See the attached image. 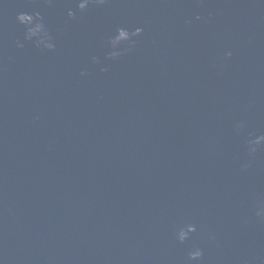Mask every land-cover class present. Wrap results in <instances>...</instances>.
Wrapping results in <instances>:
<instances>
[{
	"label": "water",
	"instance_id": "obj_1",
	"mask_svg": "<svg viewBox=\"0 0 264 264\" xmlns=\"http://www.w3.org/2000/svg\"><path fill=\"white\" fill-rule=\"evenodd\" d=\"M69 7L0 3V264H185L193 245L202 264H264V151L245 149L264 132V0ZM34 9L52 51L16 47ZM117 26L143 32L104 60Z\"/></svg>",
	"mask_w": 264,
	"mask_h": 264
},
{
	"label": "clouds",
	"instance_id": "obj_2",
	"mask_svg": "<svg viewBox=\"0 0 264 264\" xmlns=\"http://www.w3.org/2000/svg\"><path fill=\"white\" fill-rule=\"evenodd\" d=\"M2 3V0H0ZM46 5H50L52 0H44ZM106 0H76V11L71 7L67 9V18L74 20L78 14H84L93 5H102ZM196 19H200L199 16ZM15 21L22 26V38H18L15 42L17 48H24L25 43H30L40 51H52L56 47V39L53 36L45 18L40 11H18L15 14ZM143 28L140 26H117L105 40V48L103 59L115 61L132 50L137 43V38L141 36ZM232 52L225 50L223 56L231 57ZM91 63L101 65L100 71H107L106 66H103L101 57L98 55L91 56ZM81 76L86 75L85 70H81ZM245 127L244 121L235 123L234 128L239 132ZM245 149L249 157H254L258 152L264 151V132L257 134L248 133L245 138ZM250 163V162H249ZM248 163L242 167L247 168ZM255 216L264 221V199L260 200L255 207ZM197 231V226L191 222H186L178 225L173 232L175 241L179 244H184L191 239V234ZM214 238V237H210ZM203 250L199 246H191L186 253L185 264H202Z\"/></svg>",
	"mask_w": 264,
	"mask_h": 264
}]
</instances>
